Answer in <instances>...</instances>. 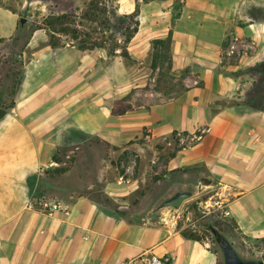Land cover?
<instances>
[{
	"label": "rangeland",
	"instance_id": "rangeland-1",
	"mask_svg": "<svg viewBox=\"0 0 264 264\" xmlns=\"http://www.w3.org/2000/svg\"><path fill=\"white\" fill-rule=\"evenodd\" d=\"M92 3L101 12L93 20L83 17ZM129 4V0H0V112L11 111L25 121L41 157L39 174L30 181L29 207L51 215L65 212L68 203L85 196L134 224L162 215L194 245L185 248L188 254L190 250L198 254L199 260L192 263L185 254L181 264H224L212 230L241 260L264 264V227L241 228L225 216L216 204L215 190L207 192L201 166L186 176L165 170L166 161L177 152L187 149L189 155L204 129L189 136L186 130L160 128L159 136H153L149 122L154 111L174 96H185V88L168 79L167 40L152 43V58L147 57L151 50L143 58L131 56L128 42L137 30L144 0H134L131 12L124 9ZM62 15H68L67 34L55 33L49 25ZM239 54L238 49L224 51L216 66L239 80L237 95L228 102L220 97L215 101L264 110V60L240 66ZM106 187L113 192L123 189L125 194L110 196ZM176 188H190L195 195L172 214L152 213ZM5 244L0 237V264H15Z\"/></svg>",
	"mask_w": 264,
	"mask_h": 264
},
{
	"label": "crops",
	"instance_id": "crops-1",
	"mask_svg": "<svg viewBox=\"0 0 264 264\" xmlns=\"http://www.w3.org/2000/svg\"><path fill=\"white\" fill-rule=\"evenodd\" d=\"M129 2L127 12L135 7L134 0ZM142 7L137 30L128 42L131 56L143 58L151 50L147 57L152 58V43L167 40V78L185 88L184 97L174 96L154 111L149 122L153 136H159L160 128L186 130L189 136L204 129L189 155L187 149L177 152L168 158L165 170L186 176L201 166L207 192L215 190L216 204L225 216L241 228L264 227V110L215 101L217 97L233 100L240 85L238 79L217 70L224 51L238 49L240 66L264 60V0H144ZM194 82L200 86H193ZM40 167L31 129L15 113L4 112L0 116V237L8 253L14 254L15 264H126L147 254L181 264L188 254L185 248H194L162 215L134 224L105 212L85 196L68 203L65 212L32 211L30 181ZM109 188L105 191L110 196L125 194L123 189ZM192 254L190 250L186 257L191 263L199 258Z\"/></svg>",
	"mask_w": 264,
	"mask_h": 264
},
{
	"label": "water",
	"instance_id": "water-1",
	"mask_svg": "<svg viewBox=\"0 0 264 264\" xmlns=\"http://www.w3.org/2000/svg\"><path fill=\"white\" fill-rule=\"evenodd\" d=\"M20 24L23 26L25 20L21 19ZM194 195L195 191L190 188H176L157 203L152 213H162L164 215L172 214L180 208L185 200L192 198ZM212 234L223 254L224 264H263L260 261L241 260L233 247L223 236L215 230H212Z\"/></svg>",
	"mask_w": 264,
	"mask_h": 264
},
{
	"label": "trees",
	"instance_id": "trees-1",
	"mask_svg": "<svg viewBox=\"0 0 264 264\" xmlns=\"http://www.w3.org/2000/svg\"><path fill=\"white\" fill-rule=\"evenodd\" d=\"M94 4L95 3H92V5H88V7L85 9L83 13L84 18L93 20V19H97L100 16L101 12L99 11L97 4L95 5ZM133 15H137V12H134ZM66 19H68V15H62L61 17L51 19L49 25H51V27L53 28L52 31L55 33L67 34L69 32V28L64 25L65 24L64 20ZM3 114L4 112H0V116H2ZM204 184H208V183L204 182ZM188 239H194V238L192 235H189Z\"/></svg>",
	"mask_w": 264,
	"mask_h": 264
},
{
	"label": "built area",
	"instance_id": "built-area-1",
	"mask_svg": "<svg viewBox=\"0 0 264 264\" xmlns=\"http://www.w3.org/2000/svg\"><path fill=\"white\" fill-rule=\"evenodd\" d=\"M171 258L167 256H156L154 254L142 255L126 264H170Z\"/></svg>",
	"mask_w": 264,
	"mask_h": 264
}]
</instances>
